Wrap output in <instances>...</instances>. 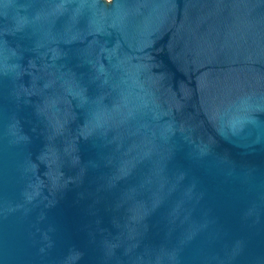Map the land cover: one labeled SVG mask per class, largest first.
<instances>
[{
	"label": "water",
	"instance_id": "water-1",
	"mask_svg": "<svg viewBox=\"0 0 264 264\" xmlns=\"http://www.w3.org/2000/svg\"><path fill=\"white\" fill-rule=\"evenodd\" d=\"M0 264H264V0H0Z\"/></svg>",
	"mask_w": 264,
	"mask_h": 264
},
{
	"label": "rangeland",
	"instance_id": "rangeland-1",
	"mask_svg": "<svg viewBox=\"0 0 264 264\" xmlns=\"http://www.w3.org/2000/svg\"><path fill=\"white\" fill-rule=\"evenodd\" d=\"M106 2H109L110 0H105Z\"/></svg>",
	"mask_w": 264,
	"mask_h": 264
}]
</instances>
